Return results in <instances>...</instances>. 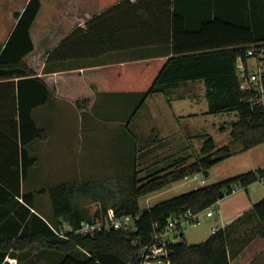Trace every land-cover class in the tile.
<instances>
[{
  "label": "trees",
  "instance_id": "16d2710c",
  "mask_svg": "<svg viewBox=\"0 0 264 264\" xmlns=\"http://www.w3.org/2000/svg\"><path fill=\"white\" fill-rule=\"evenodd\" d=\"M41 6L42 0H29L22 13H14L18 21L0 52V222L18 196L28 212L34 206L35 193H21V182L39 163L30 145L47 140L49 133L38 125L33 112L56 93L86 110L92 107L97 92L144 93L148 97L180 83L202 79L208 87L210 113L237 112L238 119L230 132L232 142L241 141L243 150L264 142V112L242 94L236 77L237 58L246 57L247 45L264 43V0H98V13L88 21V33L93 23L110 20L108 17L116 16L122 7L135 13V24L125 25L135 28V44H141V48L167 45L171 54L54 77L39 75L45 54L50 52L49 44L42 47L38 57H32L39 36L32 27ZM80 30L83 31H72L51 55L64 50ZM93 33L100 36L104 32ZM204 138L201 155L195 160L172 156L173 163L154 172L147 169L145 177L139 175L137 153L163 142L155 135L137 140L133 174L40 189L50 197L54 219L32 213L23 227L20 222L9 234L4 230L5 223L0 225V264L11 250H26L33 245L59 252L63 255L60 264H141V248L152 243L155 232L166 227L173 213L203 211L225 198V190L235 183L243 184L247 190L263 176L264 169L250 170L143 209L142 196L191 174L208 176L214 165L232 155L230 144L218 147L213 137ZM90 205L95 206L98 217L104 216L109 207L117 214H139L137 229L71 234L65 238L48 223L58 225L63 219L77 226L92 218ZM258 236L264 237V198L203 242L189 244L185 240L169 245L163 260L170 264H232Z\"/></svg>",
  "mask_w": 264,
  "mask_h": 264
},
{
  "label": "rangeland",
  "instance_id": "374dc122",
  "mask_svg": "<svg viewBox=\"0 0 264 264\" xmlns=\"http://www.w3.org/2000/svg\"><path fill=\"white\" fill-rule=\"evenodd\" d=\"M1 4L6 6L2 0L0 7ZM1 9L0 38L12 24L10 15L3 13ZM207 88L204 80L199 79L180 83L148 97L144 93H99L93 106L86 110H81L62 97L61 102L40 108L36 118L39 126L47 129L49 137L47 142H35L38 143L37 153L42 151L41 165L40 168L33 166L29 189L42 185L47 188L65 182L133 174L137 140L142 141L156 130L163 131V124L176 132L177 136L173 137L176 140L158 142V145H163L164 148H157L151 157L149 156L153 151L149 146L137 153L140 155V177L148 174L147 169L154 172L173 163L172 156H190L191 161L195 160L201 155L205 136L213 137L218 147L230 144L232 155L214 165L208 176L203 173L191 174L188 178L171 182L159 191L142 196L140 205L143 209L192 190L194 186L199 185L197 177L211 184L250 170L264 169V142L248 150L242 149L241 141L232 142L230 132L238 119L237 112L210 113ZM258 183L264 187L263 181ZM243 192L225 197L220 204L236 201ZM39 202L44 215L53 220L54 214L48 193L40 195ZM90 207L94 213L95 206ZM214 210L216 211L217 207ZM216 224L215 217L203 215L200 224L186 226L187 242L193 244L205 241ZM218 224L220 227L225 225L219 221ZM263 243L257 238L242 253L241 258L233 259V264H262L261 256L257 253ZM45 250L47 253L54 252L47 256L45 264H60L63 255Z\"/></svg>",
  "mask_w": 264,
  "mask_h": 264
},
{
  "label": "crops",
  "instance_id": "0c3cea01",
  "mask_svg": "<svg viewBox=\"0 0 264 264\" xmlns=\"http://www.w3.org/2000/svg\"><path fill=\"white\" fill-rule=\"evenodd\" d=\"M2 1L6 3V6H3L1 4L2 7H0V9L2 8L1 10L3 13H7L10 15L12 24L11 26H9L7 33L3 34V37L0 38V52L4 48L9 36L11 35L18 21V18L15 16L14 13H22L29 2V0ZM135 1L136 0H131V2ZM3 10H5L6 12ZM97 13L98 0H42L40 12L32 27V30L37 31V34L39 35L38 39L35 40L36 48L33 52L32 57H38L39 52L42 50V47L46 44H49L48 51L50 52L48 54H45V58L43 59L39 71L40 76L54 77L60 73H75L90 71L94 69H102L104 67H111L125 63L147 61L150 59L160 58L171 54L170 47L167 45H151L145 48H141V44H135V28H125L126 24H135V13L133 10L126 11L125 8L122 7H119L116 16L108 17L111 18L110 20H104L101 22L93 23L92 28L88 33V30L91 27L88 24V21L92 19V17ZM76 28H80L83 31L80 30L74 37V39H72L71 43H69L64 48V50L52 56L51 51L60 44H62L64 41H61L64 40L68 35H70L72 31H74ZM93 30L98 33L103 31L104 33H102L100 36L94 35ZM93 38H97V40L94 41ZM63 47L64 45L62 46V48ZM146 49H149L151 51H146ZM99 93L108 92H97L95 94L93 104L98 98ZM61 100V97H59L57 93L53 94L46 104L39 106L34 110L33 116L35 120L37 121L36 114L38 110H40V108H43L44 106H47L51 103H59L61 102ZM72 103L73 105H76L74 102ZM163 125V131L156 130L152 135L163 139L164 142H166L167 140L175 141L176 138L173 137L177 136L176 132L169 130L166 124ZM47 141L48 140H44V142ZM35 142L32 143L29 148L31 154L39 159V163L34 167L40 168V156L42 151H38L37 153L36 147L38 143ZM157 146L158 145L156 144L154 145V147H151V150H153L154 154L156 153L155 150L157 151V148L159 147ZM154 154H152V156ZM32 168L30 169L29 175L26 180L21 182V193L30 191L34 192V206L31 208V212H28L26 205L23 202V199L19 196L17 197L18 201H15L10 206H8L9 212L6 218L2 222H0V225H3L5 223L3 225L4 230L8 234L13 233L17 229V226L20 222H22L23 227L32 216V213L48 220L46 215H44L43 209L40 207L39 202L40 195L45 194L39 191L42 188H46V186L42 185L30 189L28 187L29 185H31L29 183V178L31 177ZM196 181H198L199 185L194 186L193 189L199 188L201 187V185L207 184V180L203 184L198 177L196 178ZM242 192L243 194L240 195V197H238L234 202H227L224 205L222 203L220 204V202L224 198L218 202L216 210L217 212L215 211L214 215L211 216V218H216L217 224L212 227L211 231L213 229H220L227 226L240 215H242L244 212L251 209L255 203L259 202L261 199L264 198V187L261 186L258 181L251 184L247 190H242ZM233 195L234 194L226 197H230ZM2 209L3 208H0V212ZM218 221L219 223L221 222L225 225L220 227ZM257 238L258 240L261 239V241L264 242V237L258 236L254 238L246 246V248L236 257L237 260L241 258L242 253H244V251L247 250V248L253 242H255ZM50 254L54 253H47L45 249L39 247L38 245H33L27 248L26 250H11L3 264H45V262L48 260L47 256H51ZM257 254H260V261L262 262V264H264V243ZM233 262L234 260L232 261V264Z\"/></svg>",
  "mask_w": 264,
  "mask_h": 264
},
{
  "label": "built area",
  "instance_id": "2783aa9c",
  "mask_svg": "<svg viewBox=\"0 0 264 264\" xmlns=\"http://www.w3.org/2000/svg\"><path fill=\"white\" fill-rule=\"evenodd\" d=\"M236 77L242 94L249 99L253 106L260 107L264 112V43L257 42L247 45L246 57L239 56L237 58ZM258 181L264 182V174L259 177ZM201 182L204 184L206 180L202 179ZM242 190H245V186L235 183L230 189L225 190V194L229 196ZM218 202L200 212L187 209L181 215L171 216L166 227L155 232L152 243L141 248V264H170L169 261L163 260L168 254V246L184 242L186 226L200 224L203 215L213 216L214 208L217 207ZM95 212L96 208L90 220H82L77 226L67 223L63 219L59 220L58 225L49 221L48 223L56 234L66 238L71 234L87 235L112 229L134 231L137 229L136 221L140 218L139 214H117L113 207H109L107 213L102 217L95 216ZM218 230L213 229L212 233H216Z\"/></svg>",
  "mask_w": 264,
  "mask_h": 264
},
{
  "label": "water",
  "instance_id": "95a60500",
  "mask_svg": "<svg viewBox=\"0 0 264 264\" xmlns=\"http://www.w3.org/2000/svg\"><path fill=\"white\" fill-rule=\"evenodd\" d=\"M176 215H177V213H173V214H172V216H176Z\"/></svg>",
  "mask_w": 264,
  "mask_h": 264
}]
</instances>
